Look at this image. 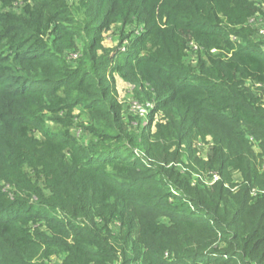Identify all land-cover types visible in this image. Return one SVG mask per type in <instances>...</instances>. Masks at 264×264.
I'll return each instance as SVG.
<instances>
[{
	"label": "trees",
	"instance_id": "1",
	"mask_svg": "<svg viewBox=\"0 0 264 264\" xmlns=\"http://www.w3.org/2000/svg\"><path fill=\"white\" fill-rule=\"evenodd\" d=\"M263 3L0 0V264H264Z\"/></svg>",
	"mask_w": 264,
	"mask_h": 264
},
{
	"label": "rangeland",
	"instance_id": "2",
	"mask_svg": "<svg viewBox=\"0 0 264 264\" xmlns=\"http://www.w3.org/2000/svg\"><path fill=\"white\" fill-rule=\"evenodd\" d=\"M261 2H264V0H260ZM264 6V3H263ZM252 24L254 25L255 28H259V31L257 33V38H264V33H262V31L264 30V28H262L261 26H264V20H262L261 17H259L258 19H255L252 21ZM116 39H111V38H107L104 42L105 45L107 46H112L114 44H116ZM132 85L123 81L119 76H117V89H118V93H119V98L122 102H124L127 106V109L130 110L131 112H136V113H147L145 106L142 103H138L132 100V97L130 94V91L132 89ZM147 115V114H146ZM253 139V138H251ZM255 148L253 151H255V153L257 154V152H261V148H259L257 146V143H254ZM201 153L203 155L206 154L207 152V148L206 147H202L200 149ZM236 180L240 179L239 175L235 176ZM60 259L52 257L50 261H47L46 264H59Z\"/></svg>",
	"mask_w": 264,
	"mask_h": 264
},
{
	"label": "built area",
	"instance_id": "3",
	"mask_svg": "<svg viewBox=\"0 0 264 264\" xmlns=\"http://www.w3.org/2000/svg\"><path fill=\"white\" fill-rule=\"evenodd\" d=\"M262 33H264V30L262 31ZM218 179V176H214V180H217Z\"/></svg>",
	"mask_w": 264,
	"mask_h": 264
}]
</instances>
